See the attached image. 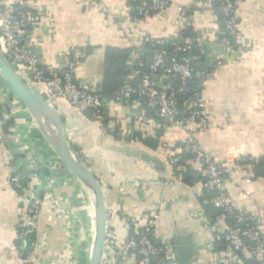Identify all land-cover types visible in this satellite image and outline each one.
Here are the masks:
<instances>
[{
    "label": "crops",
    "instance_id": "crops-1",
    "mask_svg": "<svg viewBox=\"0 0 264 264\" xmlns=\"http://www.w3.org/2000/svg\"><path fill=\"white\" fill-rule=\"evenodd\" d=\"M210 3L170 0L166 12L150 20H137L128 0H0V12L8 4H16L38 14L41 21L30 34L29 42L43 64L64 67L66 55L78 52L76 81L96 93L102 89L108 49H133L130 62L135 66L142 53L143 36L183 35L185 40L198 38L207 42L210 60L223 56L229 62L216 68L204 86L210 125L198 132L196 139L227 165L224 191L233 207L245 214L260 215L264 213V0H242L237 16L241 36L249 48L243 52L235 50L234 59L216 44L219 25ZM33 87L44 93L42 84ZM9 94L10 86L0 76V105L8 111L11 108L4 103V97ZM107 105L109 133L64 100L53 106L64 122L68 143L75 152L80 151L104 189L107 225L114 233L109 246L115 251L111 254L105 249V256L112 258V264H139L138 256L126 250L127 246L130 247L135 232L146 224L148 215L157 211L160 214L156 232L161 241L170 243L178 263L180 254L173 242L178 235H186L195 248L192 264H209L213 255L208 247L213 234L201 217L205 214L201 202L203 184L183 181L173 174L169 162L170 155L180 152L173 148L183 141L184 131L164 129L158 136L160 124L140 103ZM21 110L24 113L19 117L13 114L15 125L10 127L18 138L14 141L28 147L27 156L19 152L14 142L10 146L0 144V264L23 261L17 240L24 203L31 196L28 191L20 196L13 189V174L25 168L38 170L43 185L37 191V196L45 201L37 219L39 264H56L67 247L78 260L76 264H88L94 216L91 197L64 165L61 174L52 173L47 162L57 160L56 154L48 142H43L42 133L34 130L27 109H15ZM135 133L141 136L132 138ZM146 139L157 144L147 143ZM28 158L34 160V169L29 168ZM186 163L187 172H199L201 165L197 160ZM29 175H20L19 186L23 187L21 180H27ZM47 187L55 198L70 205L68 212L75 215L72 231L67 228L65 214L54 213L52 202L45 199L43 189ZM219 223L225 224L222 216Z\"/></svg>",
    "mask_w": 264,
    "mask_h": 264
},
{
    "label": "built area",
    "instance_id": "built-area-1",
    "mask_svg": "<svg viewBox=\"0 0 264 264\" xmlns=\"http://www.w3.org/2000/svg\"><path fill=\"white\" fill-rule=\"evenodd\" d=\"M210 2L211 6L214 3L220 5V12L224 17V29L240 46L238 50L241 52L248 50L249 47L241 36L237 16L242 0H210ZM169 4L170 0H133L131 10L136 13L137 20H150L154 16L164 14ZM40 21L41 17L38 14L28 10H20L16 4H8L0 12L1 53L30 88L35 84H42L45 87L44 93L36 88L34 90V87L32 89L37 94L44 95L46 102L54 106L58 101L64 100L75 110L83 113L91 111L93 119L105 131L102 123L108 114L105 115L104 113L105 109L108 110L107 102L88 86L78 84L76 81V71L80 64L79 56L76 55L78 52H69L66 55L64 67L46 66L30 45V34L38 27ZM216 21L219 25L217 16ZM168 39L169 37L143 36V43H154L158 49L153 52L148 61L147 72L141 76L140 72H133L122 91L117 94L116 102L119 104L133 100L132 103L143 102L151 111L155 112L161 121L167 124V132L174 129L183 130L185 136L181 142V151L191 155L200 163L199 173L203 180V189L212 193L209 200L210 204L222 211V218H232L241 222L240 228L226 229L218 222L211 224L207 216L204 213L201 214L202 219L206 221L205 226L213 234V239L208 247L209 252L213 255L209 264H264V213L260 215L245 214L233 207L224 191L227 180V165L212 153L207 152L196 139V134L210 125L207 104L203 98V89L212 74L207 72L206 68H197L198 64L201 65L204 58L210 68L216 69L228 63L229 60H225L223 56L213 57V60H210L206 50L207 42L198 38L193 41L184 40L179 36L170 37L172 53L168 55L163 48ZM216 44L221 50L231 54L234 59L235 50L232 47V40L224 39ZM195 48L199 52L192 54ZM141 58L142 54H138L135 65L145 67L146 63ZM175 81H178V85L175 84ZM192 81H198V93L186 103L184 102L180 108L179 96L187 91L186 86ZM10 90H12L11 87ZM13 93L12 90L9 95ZM9 97L15 105V109L25 108L16 95ZM15 109L9 112L3 107V110L0 111V144L7 145V143L14 142L19 152L23 156H27L28 147L19 140H17L18 142L14 141L15 137L18 138L17 135L14 136L13 129L9 127L8 134L6 133V124L14 119ZM169 162L173 170L175 169L177 172L183 170L179 166V158L175 155L169 156ZM33 163L34 160L28 158L30 169H34ZM47 164L53 174H61L62 164L58 160H49ZM42 186L37 174L31 173L28 177L27 188L23 187L24 191L30 192L31 197L27 198L24 203L26 209H24L21 218V230L17 240V249L22 257V264H39L38 256L41 246L36 238L37 219L45 201L37 196V191ZM128 186L132 187L133 185L129 184ZM43 190L45 199L52 202L53 212L64 213L67 217V228L72 231L74 225L72 218L74 219L75 215L71 214L70 211L68 212L70 206L68 202L55 198L50 187ZM159 214L157 211L150 213L146 224L135 232L134 243L132 240L129 243L136 250V255L139 256V264H179L171 252L170 243L161 241L156 232ZM113 236L114 233L109 230L107 225L105 249L111 254L115 252L109 246V241L112 240ZM221 239L227 244L224 251L215 249V242ZM67 248L62 259L56 261V264L77 263L78 260L73 256L71 247ZM127 248L129 247L127 246ZM103 264H112V258L104 255Z\"/></svg>",
    "mask_w": 264,
    "mask_h": 264
},
{
    "label": "water",
    "instance_id": "water-1",
    "mask_svg": "<svg viewBox=\"0 0 264 264\" xmlns=\"http://www.w3.org/2000/svg\"><path fill=\"white\" fill-rule=\"evenodd\" d=\"M0 76L8 82L20 102L35 120L44 139L55 152L57 160L68 168L88 191L93 205L95 223L88 264H103L107 233V206L104 189L100 181L91 171L88 164H86L68 143V138L65 135L64 122L55 108L26 84L12 68L1 51ZM4 103L11 110L15 109V105L10 97H4ZM31 173L39 174L38 170H29L27 168L22 172L13 174V189L20 196H25V191L23 187L19 186L18 178L21 174ZM173 246L180 254L179 264H192L191 260L193 259L195 248L189 236L178 235L173 242ZM121 256L122 254L119 255V258Z\"/></svg>",
    "mask_w": 264,
    "mask_h": 264
},
{
    "label": "trees",
    "instance_id": "trees-1",
    "mask_svg": "<svg viewBox=\"0 0 264 264\" xmlns=\"http://www.w3.org/2000/svg\"><path fill=\"white\" fill-rule=\"evenodd\" d=\"M128 2L132 6L133 0H128ZM16 7L19 8L20 10H26L27 11V9L24 8L23 6L16 5ZM193 8L194 7H191V9H193ZM212 10L219 19V31L217 34L218 35V37H217L218 41L221 42L224 39H230V40H232L233 49L238 50L240 48V46L234 42V40L230 37L229 33L224 29V26H223L224 17L220 12V5L218 3L212 4ZM133 13H134V17L137 18L136 13L135 12H133ZM180 38L184 39L185 37L183 35H180ZM193 38H195V37H193ZM167 41L168 42L163 45V48L165 49L167 54L170 55L172 53V44L170 42V37ZM156 49H158V47L155 46L154 43H151V42L143 43L142 53H141L142 58L141 59L144 63H146L145 67H139L137 65H135V66L131 65L130 58H131V53H133V49H130L127 51L108 49L106 51V70H105L104 80L102 83V89L99 92H97V94L107 103L108 102L117 103L116 102L117 94L122 91L127 80H129L131 78V76L133 75V72H135V71L140 72V76L147 72L148 61L151 59L153 52ZM198 52H199L198 49L195 48V49H193L192 54H197ZM197 68H206V71L209 73H212L215 70L214 68H210L209 65H207V63L204 61V58L201 61V65L198 64ZM134 80H136V79H134ZM175 84L178 85V81H175ZM186 90H187L186 92H183L179 96L180 108H182L184 102L186 103L193 95L198 93V81H192L191 83H189L186 86ZM133 101H131V102L124 101L122 105H127V106L131 105ZM117 104H119V103H117ZM140 104L144 106V108H145L146 112L149 114V116L160 124V127H159L160 130L158 132V136L162 135V132L164 131V129L166 130L167 124L165 122L161 121L156 116L155 112L151 111L145 104H143V102H141ZM1 110H3L2 106L0 107V111ZM85 113H86V115H88L90 118L93 119V117H92L93 114L91 111L85 112ZM104 113L106 115V113H108V110L105 109ZM14 125H15V119H12L9 122H7V124H6V133L7 134H8V128L10 126H14ZM102 126L108 133L110 132V129H109L110 128V120H109L108 114L106 115V118L102 123ZM140 136L141 135L135 133L134 135H132V138L140 137ZM145 141L147 143L152 144V145L157 144V142L155 140L151 141L149 139H146ZM7 145H9V143H7ZM181 147H182L181 144H177V146H175L173 148V150H175L176 148L180 149V152L176 153L175 157L179 158V160H180L179 166L184 167V170L177 172L174 169L173 174L180 177L183 181H185L187 183H191L192 185L198 181H201L203 183V180L200 177L199 172H196V173L194 171H193L194 173L187 172L188 165L186 162L191 161V160H195V159L191 155L182 152ZM77 154L82 158L80 151H78ZM256 172L258 173V166L256 167ZM21 183H22L24 188H27L28 179L27 180L26 179L21 180ZM211 197H212V193L204 191L201 202H202L203 208L205 210V214H206L209 222L211 224L217 223V222L219 223V217L222 216V211L217 209V208H214L210 204L209 200ZM223 222L225 224L222 226L226 229L227 228H240L241 227V222L236 220V219L223 218ZM135 239H136V236L133 235L132 243H134ZM214 245H215V249L219 250V251H224L227 248V244L225 243V241L223 239H221L220 241H216ZM135 251L136 250H134L133 246L130 245L129 252H134L136 254ZM138 258H139V256H138ZM245 261L247 262V260H245Z\"/></svg>",
    "mask_w": 264,
    "mask_h": 264
},
{
    "label": "rangeland",
    "instance_id": "rangeland-1",
    "mask_svg": "<svg viewBox=\"0 0 264 264\" xmlns=\"http://www.w3.org/2000/svg\"><path fill=\"white\" fill-rule=\"evenodd\" d=\"M12 92V90H10V93ZM15 96L16 94H12V95H10V96ZM15 111V110H14ZM9 112H12V110L10 109V111ZM18 112V113H17ZM21 112H23V110H21V111H15V115L17 116V117H19L20 116V114H21ZM24 113V112H23ZM31 125L33 126V128H34V130H37V132L40 134V130L38 129V125L36 124V122H35V120L33 119V120H31ZM43 142H46L47 143V141L44 139V137H43ZM48 144V143H47ZM49 145V144H48ZM56 158H57V156H56ZM62 164V163H61ZM63 165V164H62ZM79 215H80V213H79ZM79 215H78V217H79ZM78 220H79V218H77ZM91 231H92V227H91ZM89 234H90V232H89ZM90 236V235H89ZM92 233H91V236L89 237V244H88V256H87V259H88V262H89V256H90V248H91V244H92Z\"/></svg>",
    "mask_w": 264,
    "mask_h": 264
},
{
    "label": "bare ground",
    "instance_id": "bare-ground-1",
    "mask_svg": "<svg viewBox=\"0 0 264 264\" xmlns=\"http://www.w3.org/2000/svg\"><path fill=\"white\" fill-rule=\"evenodd\" d=\"M55 131V130H54ZM94 225H95V223H94V216H93V235H94ZM93 235H92V240H93ZM91 246H92V244H91ZM90 254H91V251H90ZM90 257V256H89Z\"/></svg>",
    "mask_w": 264,
    "mask_h": 264
}]
</instances>
